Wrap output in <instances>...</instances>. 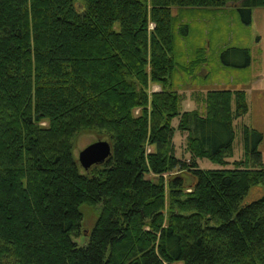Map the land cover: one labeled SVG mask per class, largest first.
<instances>
[{
	"label": "trees",
	"instance_id": "obj_1",
	"mask_svg": "<svg viewBox=\"0 0 264 264\" xmlns=\"http://www.w3.org/2000/svg\"><path fill=\"white\" fill-rule=\"evenodd\" d=\"M227 5L249 24L264 0H0V264H264L262 134L242 126L225 168L245 91L209 88L182 112L173 83L207 53L180 64L173 8ZM220 60L247 66L249 50ZM83 131L111 147L89 170L72 153ZM82 206L100 210L78 246Z\"/></svg>",
	"mask_w": 264,
	"mask_h": 264
},
{
	"label": "rangeland",
	"instance_id": "obj_2",
	"mask_svg": "<svg viewBox=\"0 0 264 264\" xmlns=\"http://www.w3.org/2000/svg\"><path fill=\"white\" fill-rule=\"evenodd\" d=\"M175 15L174 36L175 53L180 64L189 67L190 62H198L197 49L206 48V62L201 66L192 65L183 72L178 69L173 77L175 89L182 97L181 111L195 109L193 94L204 92L206 89L243 90L246 94L248 113L234 121L235 138L233 141V155L227 159L225 168H232L231 163L243 157L241 128L251 127L263 136L258 150L262 154L264 163V8H253L249 24L241 21L236 6L227 5L221 9H177ZM186 26L187 35L178 32V27ZM152 28V25L150 26ZM227 48H245L249 50L250 62L244 67L223 65L220 53ZM191 72V74L189 73ZM151 92L159 87L152 85ZM178 119L172 121L176 127ZM104 140L103 135L94 131L79 133L73 143V155L77 159L78 153L86 146ZM177 158L187 160L189 155L184 152L185 134L175 131L173 137ZM198 168L202 170L221 169L207 159L196 160ZM262 196V186L252 187L243 203H249ZM100 208L97 206H82L81 235L73 241L82 246L90 233L98 216Z\"/></svg>",
	"mask_w": 264,
	"mask_h": 264
},
{
	"label": "water",
	"instance_id": "obj_3",
	"mask_svg": "<svg viewBox=\"0 0 264 264\" xmlns=\"http://www.w3.org/2000/svg\"><path fill=\"white\" fill-rule=\"evenodd\" d=\"M111 154V147L105 141H97L88 146L78 153L77 161L83 170H89L94 165H99Z\"/></svg>",
	"mask_w": 264,
	"mask_h": 264
},
{
	"label": "built area",
	"instance_id": "obj_4",
	"mask_svg": "<svg viewBox=\"0 0 264 264\" xmlns=\"http://www.w3.org/2000/svg\"><path fill=\"white\" fill-rule=\"evenodd\" d=\"M151 26V25H150Z\"/></svg>",
	"mask_w": 264,
	"mask_h": 264
}]
</instances>
